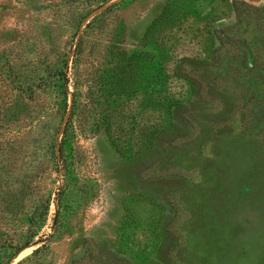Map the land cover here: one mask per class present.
<instances>
[{"label":"rangeland","instance_id":"1","mask_svg":"<svg viewBox=\"0 0 264 264\" xmlns=\"http://www.w3.org/2000/svg\"><path fill=\"white\" fill-rule=\"evenodd\" d=\"M0 264H264V0H0Z\"/></svg>","mask_w":264,"mask_h":264}]
</instances>
